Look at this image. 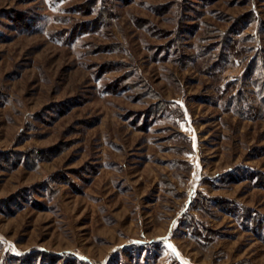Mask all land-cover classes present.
I'll list each match as a JSON object with an SVG mask.
<instances>
[{
    "label": "rangeland",
    "instance_id": "rangeland-1",
    "mask_svg": "<svg viewBox=\"0 0 264 264\" xmlns=\"http://www.w3.org/2000/svg\"><path fill=\"white\" fill-rule=\"evenodd\" d=\"M0 264H264V0H0Z\"/></svg>",
    "mask_w": 264,
    "mask_h": 264
},
{
    "label": "trees",
    "instance_id": "trees-1",
    "mask_svg": "<svg viewBox=\"0 0 264 264\" xmlns=\"http://www.w3.org/2000/svg\"><path fill=\"white\" fill-rule=\"evenodd\" d=\"M234 42H232V41H230V40H228L227 42H226V46L228 47V50H234ZM236 51V50H235ZM225 58V57H224ZM228 57H226V59H227Z\"/></svg>",
    "mask_w": 264,
    "mask_h": 264
}]
</instances>
